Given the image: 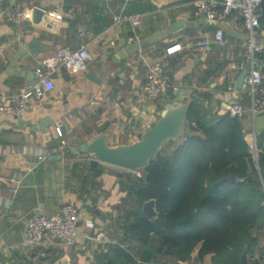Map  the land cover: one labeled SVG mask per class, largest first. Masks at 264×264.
<instances>
[{
	"label": "crops",
	"instance_id": "obj_1",
	"mask_svg": "<svg viewBox=\"0 0 264 264\" xmlns=\"http://www.w3.org/2000/svg\"><path fill=\"white\" fill-rule=\"evenodd\" d=\"M195 1L0 0V92L28 87L42 58L59 46L84 47L93 56L82 72L65 66L53 71L54 87L41 106L18 115L0 113V264H132L118 246H127L120 226L125 212L137 205L127 177L140 174L95 160L79 144L102 132L109 144L132 142L178 97L195 101L206 123L235 99L248 104V95L235 86L247 61L242 18L236 12L220 20L195 15ZM15 9L29 10L31 17L21 23L9 19ZM121 12L141 14L142 24L113 22L112 14ZM216 28L223 30L225 45L213 39L197 44L213 38ZM259 35L264 42L261 23ZM34 39L40 49L33 50ZM161 59L172 87L167 95L149 99L139 86L148 66ZM239 63L242 68H235ZM239 122L247 144L255 134L258 155L264 153V111L254 118L246 113ZM58 123L63 145L55 134ZM67 201L79 210L77 239L26 243L27 221L38 213L53 215ZM252 234L256 243L243 250L241 262L264 264V226ZM197 252L198 246L178 261L212 264L214 253L199 259ZM98 253H105L103 263Z\"/></svg>",
	"mask_w": 264,
	"mask_h": 264
},
{
	"label": "trees",
	"instance_id": "obj_2",
	"mask_svg": "<svg viewBox=\"0 0 264 264\" xmlns=\"http://www.w3.org/2000/svg\"><path fill=\"white\" fill-rule=\"evenodd\" d=\"M259 20L264 25V14ZM202 115L190 102L185 123L190 135L169 140L139 169L142 174L127 177L137 205L124 214L120 227L127 246L118 249L132 264L185 261L196 246L199 259L214 253L212 264H242L243 250L254 248L252 231L264 226V153L252 156L239 118L223 113L206 123ZM249 174L252 178L241 179ZM150 198L155 200L153 217L140 210ZM104 254H97L100 263Z\"/></svg>",
	"mask_w": 264,
	"mask_h": 264
},
{
	"label": "built area",
	"instance_id": "obj_3",
	"mask_svg": "<svg viewBox=\"0 0 264 264\" xmlns=\"http://www.w3.org/2000/svg\"><path fill=\"white\" fill-rule=\"evenodd\" d=\"M262 0H196L193 13L204 16L209 20H220L227 17L230 12H236L242 18L247 32L243 50L249 69L246 71L241 90L248 95V104H243L235 99L222 109V113L240 118L248 113L255 117L264 111V42L261 41L260 14ZM9 19L16 22H24L31 17L29 10L15 9L8 15ZM113 22L128 21L132 25L142 24L141 14H129L125 12L112 14ZM21 37V34H19ZM132 37H129L131 39ZM225 45L226 38L221 28H216L213 38H203L197 41L199 45H207L211 40ZM262 54V55H261ZM92 54L84 47L73 48L62 45L42 58V66L37 69V77L31 84L23 89L12 92H0V113L18 115L28 108L41 106L47 98L54 84L52 73L59 66H65L72 73H79L87 69L92 60ZM235 68L241 69L242 65L235 64ZM166 61H153L146 71L145 78L140 84V92L149 99H157L169 93L172 82L166 72ZM55 134L60 139V145L66 141L63 138L61 123L55 125ZM248 149L254 158L258 156V148L255 134L248 141ZM137 174L139 173V170ZM79 221V210L71 202H64L59 210L49 215L38 213L31 217L24 229V239L28 244H39L45 237L58 240L66 244L73 243L78 236L77 224Z\"/></svg>",
	"mask_w": 264,
	"mask_h": 264
},
{
	"label": "water",
	"instance_id": "obj_4",
	"mask_svg": "<svg viewBox=\"0 0 264 264\" xmlns=\"http://www.w3.org/2000/svg\"><path fill=\"white\" fill-rule=\"evenodd\" d=\"M261 10L264 11V0L261 1ZM33 50L40 49L42 44L39 40L32 41ZM249 69V62L243 64V69L235 80V86L242 88L243 78ZM182 97H178L173 102H167L161 109L159 116L150 122L149 126L140 134L139 138L128 143L109 144L107 142V133L102 132L88 141H82L79 144V150L88 153L95 160L106 164L120 167L126 170L135 171L148 165L151 159L156 158L164 144L169 140H177L182 135H190L185 129L187 120V111L190 99L182 101ZM111 173L118 172L110 170ZM235 179L234 175L227 177ZM251 175L241 178L248 180ZM154 199L150 198L142 203L141 211L151 217L156 214L154 209ZM151 264H153L151 262ZM167 264H184L181 261L168 262Z\"/></svg>",
	"mask_w": 264,
	"mask_h": 264
},
{
	"label": "rangeland",
	"instance_id": "obj_5",
	"mask_svg": "<svg viewBox=\"0 0 264 264\" xmlns=\"http://www.w3.org/2000/svg\"><path fill=\"white\" fill-rule=\"evenodd\" d=\"M166 148H167V146H166ZM139 173L142 174V171L139 170ZM133 174L137 175V171L133 172Z\"/></svg>",
	"mask_w": 264,
	"mask_h": 264
}]
</instances>
